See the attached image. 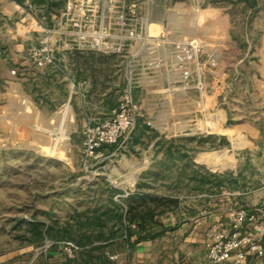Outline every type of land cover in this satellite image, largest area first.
<instances>
[{"label": "rangeland", "instance_id": "rangeland-1", "mask_svg": "<svg viewBox=\"0 0 264 264\" xmlns=\"http://www.w3.org/2000/svg\"><path fill=\"white\" fill-rule=\"evenodd\" d=\"M3 1L0 264L77 258L83 231L91 236L86 249L103 243L94 238L98 234H113L92 254L114 264L123 249L115 241L123 234L119 223L104 216L101 230L79 229L78 223L93 212L109 217L116 207L124 209L126 197H118L124 192L171 193L179 203L172 204L173 220L180 221L202 218L218 199L232 213L240 199L264 191V0H122L129 23L150 40L146 46L137 54L138 46L122 56L65 60L61 70L67 79L56 71L50 83L38 77L46 67L29 57L45 24L40 18L26 21L25 15L33 9L43 15L48 1L56 4L54 13L67 0ZM183 48L192 51L189 60ZM125 62L128 92L120 81ZM14 78L21 79L18 89L10 84ZM124 99L134 130L153 131L118 150L133 130L114 144L116 156L102 152L84 161L82 131L100 120L95 107ZM112 160L118 166H110ZM33 221L52 228L39 245L29 242ZM245 264L264 259L249 257Z\"/></svg>", "mask_w": 264, "mask_h": 264}, {"label": "built area", "instance_id": "built-area-1", "mask_svg": "<svg viewBox=\"0 0 264 264\" xmlns=\"http://www.w3.org/2000/svg\"><path fill=\"white\" fill-rule=\"evenodd\" d=\"M126 10L129 8L122 0H67L54 14L53 23L40 28V42L38 47L31 49L30 60L34 65L47 67L56 66L59 51L122 56L138 46L135 53H139L142 45L146 46L150 40H146L144 29L129 23ZM105 21L110 23L105 24ZM191 52L183 48V56L188 60ZM133 130L130 102L121 100L107 120L84 126L81 144L84 161L99 158L104 147L114 145ZM128 195L130 193L124 192L118 197ZM263 222L264 209L236 208L227 222L210 223L205 241V263L245 264L249 257L264 259V224L259 234L243 230L244 224L256 226ZM64 251L68 252L69 248L64 247Z\"/></svg>", "mask_w": 264, "mask_h": 264}, {"label": "crops", "instance_id": "crops-1", "mask_svg": "<svg viewBox=\"0 0 264 264\" xmlns=\"http://www.w3.org/2000/svg\"><path fill=\"white\" fill-rule=\"evenodd\" d=\"M6 0L2 2L5 4ZM12 4V3H11ZM9 6V4L7 3ZM32 14H26L25 20L37 21L42 20L43 24L50 25L53 23V16L56 12H47L38 16L36 10H32ZM95 55L92 52H68L61 51L56 54V69L52 68H43L39 70L38 77L41 78L44 82L50 83L51 78L53 77L54 72L58 71L62 74V79L66 80V74L61 70L64 68L66 70L65 60L72 61L75 57L83 56V55ZM129 60V57H126ZM126 60V61H127ZM63 63L61 66L60 63ZM16 63V62H14ZM125 66L121 73V83L125 85V92L130 90L129 87V74L127 70V62H125ZM57 72V73H58ZM75 75V72H74ZM163 80V79H162ZM21 79H11L10 84L14 88H19ZM71 84L75 83L76 80L74 76L69 80ZM107 106L103 104V101L98 103V106L95 107L94 114L100 117V120H97V123H101L107 120L110 117L111 110L115 107ZM93 122V121H92ZM153 131L152 129H138L136 128L131 136L127 138V140L121 143L118 150L127 149L130 146L132 147V137H139L143 135H147L149 132ZM138 138H133V140ZM159 139L157 136L154 138V141L151 145L155 143V140ZM134 140V141H135ZM115 148V145L107 146L102 149L103 154H107L110 156H116V152L118 151ZM121 160V159H120ZM142 165H148L149 162H142ZM111 165L118 166V163L115 161H111ZM140 170V169H139ZM138 171V169H137ZM153 172V175H156ZM142 195L153 196L156 198L170 200L172 202V194H164V195H156L149 194L144 192ZM176 202V201H175ZM178 203V201L176 202ZM179 204V203H178ZM177 204V205H178ZM236 208H258L264 209V191H257L253 193V195L248 200H239ZM207 207H205L206 209ZM207 215L203 216L200 219L194 220L193 217L186 216L180 221H174L172 216V203L169 206L159 207L154 213L156 214L153 218L152 223L147 226V230L152 234L151 238H147L139 241L135 246L133 251H129L126 248L122 249L120 253V259L116 261L114 264H205V241L206 235L208 233V228L210 223L213 221H223L227 222L229 217V210L219 203V199L216 200V203H213L210 209H206ZM263 223H259L256 226H252L251 224H244L243 230L250 234H259L261 231V226ZM264 242V241H263ZM264 245V243H263ZM172 248L175 249L172 253ZM58 264H67L66 259L62 261H58ZM56 264V263H55Z\"/></svg>", "mask_w": 264, "mask_h": 264}, {"label": "trees", "instance_id": "trees-1", "mask_svg": "<svg viewBox=\"0 0 264 264\" xmlns=\"http://www.w3.org/2000/svg\"><path fill=\"white\" fill-rule=\"evenodd\" d=\"M17 4H21L20 0H12ZM34 0H32L33 2ZM45 13L50 12L52 10V6H55L53 2H45ZM124 209H120L116 207L117 212L111 214L109 217H106L104 212H100L96 214L93 212L92 214L85 217L84 222L78 223V228H84L89 230L104 228L105 220L107 219H115L119 223V230L121 229L123 234L117 236L116 242L121 245L123 248H131L139 241L151 238L152 234L147 230V226L152 223L154 216L156 215L154 211L159 207L169 206L171 203L176 204L175 200H166L161 198H156L153 196H146L142 194H131L123 200ZM28 229L31 232V236L29 238V242H32L36 245L41 244L45 237H51L50 231L51 227L44 225L39 221H33L28 225ZM96 240L103 239L102 244H98L95 246H90V248L86 249L87 243L90 242L91 236L84 235V231L81 233V239L78 244L81 246L83 250L80 252L78 257L70 259L65 258L67 264H106V261L103 259L101 254L93 255V251H98L103 248L104 245L111 241L113 238V234L108 235V237H103L102 234H98L94 237ZM84 239V241H82ZM115 242V243H116Z\"/></svg>", "mask_w": 264, "mask_h": 264}]
</instances>
